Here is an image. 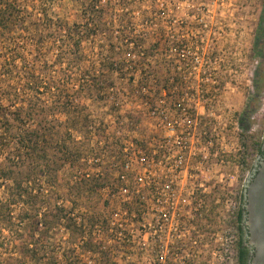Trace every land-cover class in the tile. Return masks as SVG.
I'll use <instances>...</instances> for the list:
<instances>
[{
	"label": "rangeland",
	"instance_id": "obj_1",
	"mask_svg": "<svg viewBox=\"0 0 264 264\" xmlns=\"http://www.w3.org/2000/svg\"><path fill=\"white\" fill-rule=\"evenodd\" d=\"M23 4L28 9L23 16H32L37 21L42 16H50L72 26L85 25L90 16L96 18L92 37L85 39L82 45L84 63L79 69L70 68L66 72L74 78L68 88L76 102L86 105L91 115L93 140L87 146V133L84 130L74 133L80 160L76 167L67 164L57 180L60 186L57 198L65 206L64 214L69 216L74 206V214L88 232L87 236L83 233V236H73L65 228L67 223L61 222L48 235L43 264H123L100 261L84 250L83 237L91 235L92 223L88 221L101 217L106 204L100 190L92 195L76 194L70 187L74 186L75 176L86 170L99 174L96 177L100 184L111 181L110 165L118 153L117 127L132 118L136 109V99L132 100V96L138 84L131 78L138 75L140 78L141 73L139 66L132 63L137 65L149 59L156 64L147 69L149 75L161 78L158 83L161 86H171L167 80L172 66L165 68L163 63L175 60L168 51V46L179 38L176 35L172 38L180 26L172 22L175 16L189 17L188 28H193L197 37H190L191 46L198 45L201 53L208 54L212 61L211 78L218 83L211 86L218 88V97L211 104L215 115L218 110L223 112L221 120L226 124V142L219 156H212L209 162L215 172L202 197L205 205L202 217L197 218L198 224L196 221L197 229L202 230L205 238L204 243L194 245L193 260L180 259L176 263L238 264L239 237L235 235L237 226L231 201L241 205L245 185L259 158L258 149L264 143V89L258 96V107L250 105L256 110L247 123V130L240 126V117L249 97L256 93V71H264V49L262 57L255 47L264 15V0H158V3L157 0H23ZM52 56L55 57V53ZM161 63L163 65L159 67ZM88 76L90 78H86ZM87 79L91 80V94ZM61 119L66 121V117ZM60 129L62 132L67 130L65 126ZM90 149L94 150V156L87 163L83 157ZM240 159L243 160L241 167L237 166ZM220 173L224 174L223 178L215 179ZM35 210L44 215L42 208ZM74 238H80V242ZM206 240L209 241L205 243ZM72 246L76 248V255L70 257L67 250ZM66 252L67 256L64 255ZM149 263L152 262L143 264Z\"/></svg>",
	"mask_w": 264,
	"mask_h": 264
},
{
	"label": "trees",
	"instance_id": "obj_2",
	"mask_svg": "<svg viewBox=\"0 0 264 264\" xmlns=\"http://www.w3.org/2000/svg\"><path fill=\"white\" fill-rule=\"evenodd\" d=\"M24 13L28 9L23 0H0V264H43L48 235L63 221L73 236L85 234L74 206L69 216L64 214L65 206L57 198V180L67 164L76 167L80 160L74 133L84 130L87 146L93 140L91 115L86 105L76 102L68 88L74 78L66 72L84 63L82 45L92 37L96 18L90 16L85 25L70 26L60 18L42 16L37 21ZM263 23L264 15L255 43L262 57ZM90 81L87 79L86 85L91 94ZM254 87L256 93L249 97L240 117L244 131L264 89L261 69L256 71ZM252 104L256 106L253 109ZM63 126L66 132L61 131ZM258 150L264 157V143ZM93 152L86 150L83 159L87 163ZM96 175L99 174L81 171L70 188L76 194L92 195L104 186ZM244 203L243 192L235 220L239 232L238 264H248L249 259L243 241ZM37 207L43 209L44 215L34 211ZM74 239L80 242V238ZM74 246L67 250L70 257L76 255ZM82 247L92 252L100 249L90 234L83 237Z\"/></svg>",
	"mask_w": 264,
	"mask_h": 264
},
{
	"label": "built area",
	"instance_id": "obj_3",
	"mask_svg": "<svg viewBox=\"0 0 264 264\" xmlns=\"http://www.w3.org/2000/svg\"><path fill=\"white\" fill-rule=\"evenodd\" d=\"M188 18L172 19L180 26L172 34L179 38L168 46L175 60L163 63L173 69L167 80L170 87L149 75L154 62L132 63L141 73L131 78L138 84L132 93L136 109L117 127L111 181L100 188L106 206L89 229L100 249L87 254L100 261L177 264L180 259L193 260L194 245L204 243L196 221L202 217V197L215 172L209 162L226 142V124L223 112L215 115L211 104L218 97V88L211 86L218 83L211 78L212 61L198 45L191 46L190 37H197L188 28ZM237 162L243 166V160ZM219 176L224 174L215 179ZM231 205L236 219L240 204L233 200ZM235 235L239 237L237 228Z\"/></svg>",
	"mask_w": 264,
	"mask_h": 264
},
{
	"label": "water",
	"instance_id": "obj_4",
	"mask_svg": "<svg viewBox=\"0 0 264 264\" xmlns=\"http://www.w3.org/2000/svg\"><path fill=\"white\" fill-rule=\"evenodd\" d=\"M244 190L249 239L255 249L252 264H264V157Z\"/></svg>",
	"mask_w": 264,
	"mask_h": 264
},
{
	"label": "flooded vegetation",
	"instance_id": "obj_5",
	"mask_svg": "<svg viewBox=\"0 0 264 264\" xmlns=\"http://www.w3.org/2000/svg\"><path fill=\"white\" fill-rule=\"evenodd\" d=\"M262 159H263V157L259 156L257 162L255 163V166H254V169H253V172H252L253 174H256ZM243 229H244V236H243L244 246L249 251L248 264H252V260H253L254 254H255V249L251 245L250 239H249V231H248V227H247V213H246V210H245L244 216H243Z\"/></svg>",
	"mask_w": 264,
	"mask_h": 264
}]
</instances>
